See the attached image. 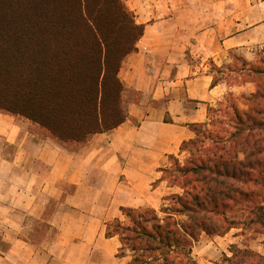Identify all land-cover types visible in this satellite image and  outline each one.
I'll return each instance as SVG.
<instances>
[{
    "label": "crops",
    "instance_id": "crops-1",
    "mask_svg": "<svg viewBox=\"0 0 264 264\" xmlns=\"http://www.w3.org/2000/svg\"><path fill=\"white\" fill-rule=\"evenodd\" d=\"M122 1L143 29L118 74L125 122L84 144L61 143L31 120L0 112V264H128L105 224L124 222L121 208L159 213L165 198L181 195L162 170L169 157L184 160L190 126L206 122L207 107L228 93L255 91L253 82L235 84L233 58L264 56V0ZM213 66L224 76L214 85ZM242 237L240 229L203 232L191 256L216 264L231 245L263 254Z\"/></svg>",
    "mask_w": 264,
    "mask_h": 264
},
{
    "label": "trees",
    "instance_id": "trees-1",
    "mask_svg": "<svg viewBox=\"0 0 264 264\" xmlns=\"http://www.w3.org/2000/svg\"><path fill=\"white\" fill-rule=\"evenodd\" d=\"M142 33L122 0H0V112L31 120L61 143L84 144L116 128L127 119L119 70ZM233 59L235 84L253 82L255 91L235 103L228 93L207 107L206 122L190 126L184 160L169 157L162 170L182 194L165 198L162 216L121 208L125 221L105 224L128 264H196L191 248L203 232L264 235V56ZM213 69L214 85L224 76ZM229 252L216 264H264V252L236 245Z\"/></svg>",
    "mask_w": 264,
    "mask_h": 264
},
{
    "label": "rangeland",
    "instance_id": "rangeland-1",
    "mask_svg": "<svg viewBox=\"0 0 264 264\" xmlns=\"http://www.w3.org/2000/svg\"><path fill=\"white\" fill-rule=\"evenodd\" d=\"M239 54L241 53H236L235 56L238 57ZM209 65L211 66L212 63L210 62ZM228 81H230V79ZM233 99L235 103V96ZM235 232H238V231L235 230ZM241 233L243 234L242 240H244L245 243L251 244V246L257 245L259 248H261L260 245H262V252H264V235L253 233L252 230H243L241 231ZM254 240H258V241L254 242Z\"/></svg>",
    "mask_w": 264,
    "mask_h": 264
}]
</instances>
